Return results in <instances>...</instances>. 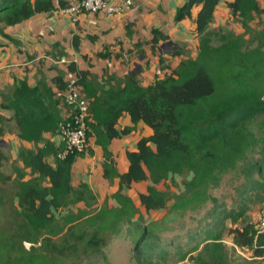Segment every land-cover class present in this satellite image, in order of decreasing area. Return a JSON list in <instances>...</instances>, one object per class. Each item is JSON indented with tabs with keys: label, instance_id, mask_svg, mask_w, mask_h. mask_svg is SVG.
<instances>
[{
	"label": "trees",
	"instance_id": "trees-1",
	"mask_svg": "<svg viewBox=\"0 0 264 264\" xmlns=\"http://www.w3.org/2000/svg\"><path fill=\"white\" fill-rule=\"evenodd\" d=\"M222 1L183 3L174 21L180 22L190 17L194 9L198 10L193 30L196 56L181 60L169 74L147 85H142L135 73L115 82V77L104 70L103 76L114 81L104 87L90 72L78 70L75 63L67 66L68 71L77 75L89 101L88 127L94 146L101 150L102 178L117 182V189L110 196L113 207L104 206L89 213L95 195L86 183L72 185L73 163L86 155L93 157L92 148L86 154L57 158L62 146L52 139L57 134L62 105L55 92L65 89L64 74L51 80L56 91L43 80L34 87L21 80L15 81L10 91L0 92V111L9 113V118L0 115V125L13 120L17 141L30 146L17 152L14 169L16 212L22 221L18 230L22 233L7 235L0 231V264H51L43 252L50 237L58 236L67 225L70 234V228L79 221L92 230L93 234L84 242L93 251L104 245L103 235L131 226L136 264H153L149 249L146 259L139 256L144 252L141 248H147L145 241L152 235L153 224H140L143 218L139 209L124 190L132 184L147 182L146 192L138 195V205L146 213L159 211L165 209L169 195L167 189L157 186L181 178L170 211H182L188 204L199 205L205 198L204 192L217 186L219 175L235 170L241 162L245 163L241 169L245 181L236 189L238 207L223 208L219 213V224L224 229L227 221L240 223L239 227L227 230L231 245L223 242L220 231L195 247V254L188 260L192 264H264V232L256 235L246 216L247 203L252 202L250 192L255 193L253 198L264 201V22L254 40L251 37L250 42L244 41V35L251 32L253 17L264 13V4L261 8L256 0L224 1L231 18L243 30L240 35L231 36L230 32L211 29L214 13ZM54 9L53 0H0V35L18 45L3 29ZM151 35V50L155 52L166 37L157 28L151 30ZM72 41L77 51L79 37L74 35ZM180 55V48L170 53L171 58ZM97 57L105 59L108 54L100 53ZM123 115L129 116L131 126L117 130ZM139 122L152 133L142 137L134 151L126 152L128 168L120 173L111 143L130 135ZM252 126H256L257 133ZM253 152L259 157L249 162ZM4 160L0 148V170ZM79 204L84 208L75 215H59L63 209ZM38 233L45 236L43 244L25 250L22 242H36L34 236ZM85 236L83 233L82 242ZM45 242L48 243L44 245ZM235 247L248 250L251 257L239 256ZM62 251L76 253L77 242L62 247Z\"/></svg>",
	"mask_w": 264,
	"mask_h": 264
},
{
	"label": "crops",
	"instance_id": "crops-1",
	"mask_svg": "<svg viewBox=\"0 0 264 264\" xmlns=\"http://www.w3.org/2000/svg\"><path fill=\"white\" fill-rule=\"evenodd\" d=\"M70 1L53 0L54 11L34 15L17 25L3 29L6 35L18 42V45L0 35V92L10 91L14 82L21 80H26L30 87H34L38 81L43 80L56 91L51 80L59 74H65L67 70L66 65L54 63V60L59 58L75 63L78 70L90 72L97 82L102 84L100 77L103 76L104 70L109 76L115 77V82L123 81L126 75L132 73H135L137 78L139 73L144 79L149 75L153 78L155 74H158V65L163 66L166 59L175 63L169 71L167 67L170 65L163 69L162 73L168 71L167 74H169L181 60L196 56L197 40L193 30L198 10L194 9L190 17L180 22L174 21L177 10L186 0H130L131 6L113 16H107L104 13L73 16L64 11ZM108 1L115 5H122L126 0ZM224 1L217 6L214 21L219 10L223 9L227 12V16L231 17ZM256 1L262 8L263 0ZM235 23L241 28L237 21ZM153 28H157L166 37V41H160L155 47V52H152L150 45ZM74 35L79 37L77 51L73 49ZM178 48L182 50V55L171 58L170 53ZM100 53H107L108 57L100 59L97 57ZM134 53L138 55V63L135 64L136 71L127 70L128 67L122 65V60L127 63V56H133ZM141 62L143 65L148 64L149 67V70L145 71L144 66V73L137 69ZM133 64V62L130 63L131 66ZM104 79L105 86L103 84L102 86L107 87L114 84V81H108L105 76ZM3 112L0 111V115L9 118V113L4 112L8 114L6 116ZM128 126H131L130 118L128 115H123L116 128L121 130ZM151 133L152 131L147 126L139 122L130 135L112 141L110 149L120 173L126 172L128 168L126 152L134 151L136 143L142 137L150 136ZM91 141L94 142L93 137ZM117 141L118 143L114 144ZM114 145H116L115 148H113ZM92 149L93 157L97 155L102 160L101 150L98 147ZM81 160L83 159L77 158L72 165V180L73 168L77 165V161ZM98 174L101 175L100 164ZM113 183H116L117 187V182ZM89 189L93 193L90 186Z\"/></svg>",
	"mask_w": 264,
	"mask_h": 264
},
{
	"label": "rangeland",
	"instance_id": "rangeland-1",
	"mask_svg": "<svg viewBox=\"0 0 264 264\" xmlns=\"http://www.w3.org/2000/svg\"><path fill=\"white\" fill-rule=\"evenodd\" d=\"M227 15L225 9L222 11L219 10L211 29L214 31L221 30L230 32L231 36L240 35L242 30L235 23L236 20H233ZM261 22H264V13L253 17L250 22L251 32L248 35H244L245 42H250L251 37L252 40L256 38L261 28ZM137 58L138 55H136V53H134L133 56H127V63L122 60V65L128 67L127 70L136 71L135 64L136 62L138 63ZM131 62L134 63L132 66L130 65ZM142 62L138 64L137 69L142 70V73H144V66L145 71L149 70V67L148 64L143 65ZM140 64H142V66ZM53 66L55 65L53 64ZM166 66H169L167 67L169 71V69L175 66V63H171V61L166 59L163 66L161 64L158 65V74H155L153 78L149 75L144 79L139 73L138 80L143 85H146L155 79H160L164 74L168 73V71L162 73L163 69H166ZM100 82L105 86L104 76L100 77ZM4 114L8 116L7 113ZM0 128H2L0 148L5 154V160L0 170V176L2 178V180H0V231L5 232L7 235H15L17 233H22L18 230V226H22V221L16 212L15 205L16 188L14 186V169L17 166L16 154L19 150L30 146L26 144L23 145L17 141V131L13 120L1 123ZM251 129L256 133L258 132L256 131V126H252ZM117 143L118 141L114 144ZM89 147L94 148L95 146L93 143H89ZM115 147L116 145L113 146V148ZM258 157V153L253 152L249 155L248 160L250 162ZM100 160L101 159H99L97 155L94 157L86 155V158L77 161V165L73 168V185L77 186L80 182H85L91 187L95 194V202L93 208L88 210L89 213H93L104 206H115L110 196L111 193L117 189L116 183L107 182L98 174ZM244 165L245 163L241 162L235 170L221 173L217 186L210 187L204 192L205 198L199 205L195 203L188 204L182 211H170V207L174 201V195L180 188L181 178H174L173 180L175 182H166L165 184L157 186V188L161 190L167 189L169 195L168 201L165 209L151 211L149 213H146V211L138 205L137 200L140 193L146 192L148 183L141 182L132 184L130 189H125L124 193L128 194L133 199L139 209V215L143 218L140 224L142 226H150L153 224L151 226L152 235L145 241L147 248H141V251L144 252H142V254L140 252V258L142 260L146 259L148 257L146 250L149 249L153 264H192L188 260V257L195 254L193 251L194 248L200 246L203 240L214 236L220 231L224 239L223 242L227 245H231V237L227 235V230L239 227L240 223L232 224L230 221H227L225 222L224 229V227L219 224V213L223 208L231 209L238 207L240 199L236 193V189L240 188L245 181L241 171ZM254 194V192H250L252 202L247 203L248 207L246 213L248 221L252 224H254L256 220V214L259 208L264 204V201L261 199L258 200L257 198H253ZM258 194L263 195L261 191H259ZM212 199H214V201ZM82 208H84L82 204L71 206L63 209L59 212V215H75L77 210ZM67 229L68 225L63 228V231L58 236L50 237L49 245L46 247L44 246L43 252L51 264H136L133 251V230H131V226H123L120 232L116 234L103 235L104 245L98 248L99 251H93L85 245L84 241H87L93 233L91 229L84 226L82 221H79L70 228V234ZM83 233L87 236H85L82 242L81 237ZM34 237H36V242L34 243H32V241L22 242L25 250L31 248H26L28 244H33L32 248H38L40 244H43L45 236H39L38 233L35 234ZM74 242H77L78 246V251L76 253L62 251V247L72 245ZM47 243L48 242H45L44 245ZM237 254L246 259L251 257V253L248 250H241L240 253Z\"/></svg>",
	"mask_w": 264,
	"mask_h": 264
},
{
	"label": "built area",
	"instance_id": "built-area-1",
	"mask_svg": "<svg viewBox=\"0 0 264 264\" xmlns=\"http://www.w3.org/2000/svg\"><path fill=\"white\" fill-rule=\"evenodd\" d=\"M132 5L130 0H126L122 5H115L108 0H71L64 8L66 13L71 15L80 14H98L104 13L107 16L120 14L124 8ZM55 64L62 66L71 63L65 58L54 60ZM66 87L63 91H56V99L60 100L62 108L60 109L61 120L58 124L57 134L53 141L57 146H62L58 152L57 158L65 159L68 155L86 154L91 141V132L88 127L90 120L89 101L84 95L82 87L78 84V77L75 73L66 70L64 74ZM256 235L264 232V204L259 208L256 214V220L253 224ZM33 246L28 244L26 247ZM237 253L240 249L235 247Z\"/></svg>",
	"mask_w": 264,
	"mask_h": 264
}]
</instances>
